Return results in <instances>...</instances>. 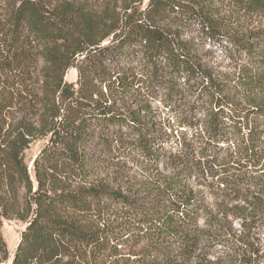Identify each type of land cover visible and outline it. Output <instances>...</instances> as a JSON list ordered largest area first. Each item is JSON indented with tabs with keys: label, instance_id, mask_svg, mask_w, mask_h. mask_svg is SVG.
<instances>
[{
	"label": "trees",
	"instance_id": "obj_1",
	"mask_svg": "<svg viewBox=\"0 0 264 264\" xmlns=\"http://www.w3.org/2000/svg\"><path fill=\"white\" fill-rule=\"evenodd\" d=\"M117 1L8 0L0 46V263L8 258L2 221L17 219L26 226L11 264H71L61 258L71 249L85 257L104 252L122 223L146 231L131 264H264V96H256L264 86V40L257 32L233 33L252 67L240 91L227 94L224 82L161 24L174 16L221 28L219 0ZM224 1L264 23V0ZM72 67L75 83L65 79ZM12 72L25 92L18 98L4 84ZM142 84L168 105L195 89L184 116L188 130L181 129L180 146L168 155L175 174L166 177L163 197L139 205L103 184L73 186L70 176L90 166L89 148L109 140L131 135L153 157L151 127L140 120L149 107L124 111L109 101L114 90ZM14 105L20 116L5 129ZM41 137L47 143L31 176L25 151ZM192 172L212 178L222 197L216 209L183 181ZM106 214L113 218L84 221Z\"/></svg>",
	"mask_w": 264,
	"mask_h": 264
},
{
	"label": "rangeland",
	"instance_id": "obj_2",
	"mask_svg": "<svg viewBox=\"0 0 264 264\" xmlns=\"http://www.w3.org/2000/svg\"><path fill=\"white\" fill-rule=\"evenodd\" d=\"M99 1L91 0L94 4H98ZM146 2L147 0H143L141 6H144ZM184 2L187 4L189 1H181L182 4ZM217 2L218 21L221 28L211 29L197 20L188 21L186 18L174 16L161 20V24L170 28L192 58L222 80L225 93L231 94L234 91H240V83L244 80L243 75L252 67L246 53L237 49L238 45L233 42L232 35L233 33L241 35L247 32H257L261 35V40H264V23L259 24L257 21L235 13L224 0ZM121 3V0L117 1V5ZM8 7V0H0V46ZM261 71L264 75V65ZM3 76L4 84L10 93H16V98L20 97L19 94L25 95L24 89L18 84V73L12 72ZM65 79L75 83L77 70L73 67L69 68ZM1 80H3L2 75ZM2 90L0 86V96ZM194 93V87H190L184 92L181 102L178 101L175 104L171 102L168 105L165 104L162 93L156 98L149 96L144 84L132 90H114L109 101L120 110L126 111L129 108H137L139 105L149 107L148 113L140 111V116H142L140 120L151 127L150 134L146 138L149 139L151 149L154 151L153 157H147L138 149L135 144L136 137L123 135L121 139L107 141L104 146L90 147V166L70 176L72 185L76 186L78 183L103 184L118 189L139 205L161 199L166 177L175 174L168 155L180 146L181 129L188 130L183 122L184 116L190 113L188 107L193 101ZM132 95H137L139 101L130 100ZM256 96H264V86L256 91ZM19 116L18 105L10 107L9 113L5 116V129ZM46 143L47 137L35 139L25 151V161L31 176H33V159ZM157 152H160L158 158L155 157ZM183 181L203 198L208 208L216 209L217 203L221 202V194L214 192L211 186L212 178L207 173L192 172ZM108 218L111 220L113 217L106 214L104 217L93 216L84 221L96 223ZM79 220L83 218L80 216ZM203 220L204 218H201L199 223L202 224ZM234 224L238 227L237 221ZM25 226L26 223L17 219L2 221L1 232L7 244L8 258L0 264H11L20 234ZM145 232L144 228L136 224L122 223L118 231L109 237V243L112 246L110 249L100 253L88 252L86 257L78 255V252L71 249L68 255L61 258L64 261L71 259V264H131L135 258L132 252L141 253L147 243ZM262 236L264 238V229ZM114 244L116 248L113 247Z\"/></svg>",
	"mask_w": 264,
	"mask_h": 264
}]
</instances>
